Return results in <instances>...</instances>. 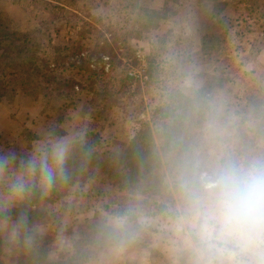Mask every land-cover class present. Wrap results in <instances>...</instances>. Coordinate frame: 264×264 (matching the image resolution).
I'll use <instances>...</instances> for the list:
<instances>
[{
  "label": "rangeland",
  "instance_id": "1",
  "mask_svg": "<svg viewBox=\"0 0 264 264\" xmlns=\"http://www.w3.org/2000/svg\"><path fill=\"white\" fill-rule=\"evenodd\" d=\"M101 1L0 0L10 30L30 35L39 46L35 57L65 80L44 87L43 98V87L4 72L7 62H0V154L26 159L50 136L83 129L100 137L101 163L78 183L33 189L10 209L0 227L7 240L0 237V264H190L177 222L181 194L171 189V200L159 199L173 187L171 177L169 189L154 196L134 197L113 184L128 143L175 93L204 89L215 115L199 130L188 127L201 172L222 154L264 156V0H107L108 11L94 10ZM78 12L79 19L71 16ZM140 26V40L124 41ZM150 54L157 69L152 83L145 77ZM125 76L130 82L123 88ZM8 197L0 181V202ZM124 197L146 204L120 202ZM156 201L167 209L158 213ZM122 205L136 224L124 237L108 231ZM21 213L27 225L17 236ZM25 235L33 237L30 245Z\"/></svg>",
  "mask_w": 264,
  "mask_h": 264
},
{
  "label": "clouds",
  "instance_id": "2",
  "mask_svg": "<svg viewBox=\"0 0 264 264\" xmlns=\"http://www.w3.org/2000/svg\"><path fill=\"white\" fill-rule=\"evenodd\" d=\"M85 137L83 129L52 135L26 159L15 151L0 154V181L9 193L0 202V216L6 221L9 210L35 188L45 191L67 183L68 162ZM177 188L182 197L177 222L189 245L190 264H264V156L222 154L195 180L181 176ZM26 225L21 213L14 234ZM135 227L132 210L116 217L111 226L120 237ZM25 242L30 245L33 237L25 235Z\"/></svg>",
  "mask_w": 264,
  "mask_h": 264
},
{
  "label": "trees",
  "instance_id": "3",
  "mask_svg": "<svg viewBox=\"0 0 264 264\" xmlns=\"http://www.w3.org/2000/svg\"><path fill=\"white\" fill-rule=\"evenodd\" d=\"M102 1V6L96 4L94 10L101 7L99 9L108 11L107 0ZM79 15L80 12L71 16L79 19ZM141 27L135 32H126L124 41H127L128 38L140 40L145 33ZM38 49L39 46L31 40L30 35L11 31L8 24L0 16V62H7L3 66V71L10 70L9 74L23 78L26 82L35 85L37 90L43 87L42 97L46 98L49 94H45L47 90H44V87L60 85V81L65 82V80L55 78L48 71L47 63L41 58L35 57ZM128 51L130 50L128 49ZM127 54L131 55L130 52ZM109 61L111 60L109 59ZM156 73L155 57L150 54L147 58V70L145 72L148 83L153 82ZM129 82L130 79L125 76L124 81H121L122 87L126 88L127 85L124 84ZM97 96L101 95L98 94ZM2 97L3 95L0 94V99ZM207 97L204 89L192 94L175 93L169 103L156 108L150 116V123H143L141 129L128 143L121 157L118 170L113 175V184L120 190L128 189L134 197L154 196L158 195L160 188L169 189L165 180L170 176L173 187L164 194V197L160 196L159 198L162 201L168 198L169 201L171 200V189L178 191L177 182L181 176L195 180L201 173L195 162L198 141L188 127L192 126L193 130H199L209 118L215 116L210 111L209 97ZM130 117H132L131 114ZM151 125L156 126V135L161 142L160 149L155 143ZM99 142L100 137L98 135L86 134L84 145L74 152L68 162L67 168L70 176L68 184L78 183L80 175L86 169L101 164L96 151ZM120 202H128L137 206L146 204V200L125 197L121 198ZM118 207L120 208L118 213L125 214L124 206ZM152 207L156 208L158 213L167 209L166 204H160L157 201L152 203ZM28 216L30 217L29 212ZM2 219L4 217L0 216V221ZM108 231L112 232L111 229ZM114 234L117 233L114 232Z\"/></svg>",
  "mask_w": 264,
  "mask_h": 264
},
{
  "label": "crops",
  "instance_id": "4",
  "mask_svg": "<svg viewBox=\"0 0 264 264\" xmlns=\"http://www.w3.org/2000/svg\"><path fill=\"white\" fill-rule=\"evenodd\" d=\"M15 207H16V206H15ZM15 207H13V208H11V209H14ZM6 222H8V221H5V219H4V220H1V221H0V227H1V224H2V223H6ZM0 237L2 238V241H4V242L7 241V240L3 239V238H4V235H2V233H0Z\"/></svg>",
  "mask_w": 264,
  "mask_h": 264
}]
</instances>
